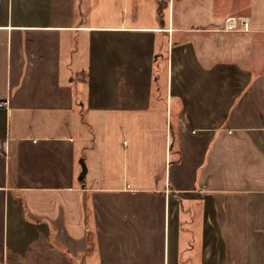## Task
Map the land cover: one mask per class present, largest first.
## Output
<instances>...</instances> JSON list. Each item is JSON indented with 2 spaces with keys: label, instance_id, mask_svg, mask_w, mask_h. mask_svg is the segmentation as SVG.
Instances as JSON below:
<instances>
[{
  "label": "crops",
  "instance_id": "crops-1",
  "mask_svg": "<svg viewBox=\"0 0 264 264\" xmlns=\"http://www.w3.org/2000/svg\"><path fill=\"white\" fill-rule=\"evenodd\" d=\"M239 3L203 61L159 0H0V264H264V0Z\"/></svg>",
  "mask_w": 264,
  "mask_h": 264
},
{
  "label": "rangeland",
  "instance_id": "rangeland-1",
  "mask_svg": "<svg viewBox=\"0 0 264 264\" xmlns=\"http://www.w3.org/2000/svg\"><path fill=\"white\" fill-rule=\"evenodd\" d=\"M162 4L163 2L159 0V5ZM166 4L169 6L166 8L170 24L175 30L169 31L173 40L180 41L185 36L197 56L203 61L224 60L226 39V31L223 29L224 19L230 13L235 16L240 15L239 0H167ZM184 28L192 29L179 31ZM77 132L79 140L86 139L90 142L89 129L80 119Z\"/></svg>",
  "mask_w": 264,
  "mask_h": 264
},
{
  "label": "built area",
  "instance_id": "built-area-1",
  "mask_svg": "<svg viewBox=\"0 0 264 264\" xmlns=\"http://www.w3.org/2000/svg\"><path fill=\"white\" fill-rule=\"evenodd\" d=\"M248 28V20L242 16H226L224 19V31L230 30H246ZM0 106L7 107V100L0 102Z\"/></svg>",
  "mask_w": 264,
  "mask_h": 264
},
{
  "label": "water",
  "instance_id": "water-1",
  "mask_svg": "<svg viewBox=\"0 0 264 264\" xmlns=\"http://www.w3.org/2000/svg\"><path fill=\"white\" fill-rule=\"evenodd\" d=\"M84 173H85V170L83 169V170L81 171V174H80L79 179H78L80 182L83 181Z\"/></svg>",
  "mask_w": 264,
  "mask_h": 264
},
{
  "label": "trees",
  "instance_id": "trees-1",
  "mask_svg": "<svg viewBox=\"0 0 264 264\" xmlns=\"http://www.w3.org/2000/svg\"><path fill=\"white\" fill-rule=\"evenodd\" d=\"M162 2L164 3V5L167 3V0H162Z\"/></svg>",
  "mask_w": 264,
  "mask_h": 264
},
{
  "label": "bare ground",
  "instance_id": "bare-ground-1",
  "mask_svg": "<svg viewBox=\"0 0 264 264\" xmlns=\"http://www.w3.org/2000/svg\"><path fill=\"white\" fill-rule=\"evenodd\" d=\"M170 30H172V28H170Z\"/></svg>",
  "mask_w": 264,
  "mask_h": 264
}]
</instances>
